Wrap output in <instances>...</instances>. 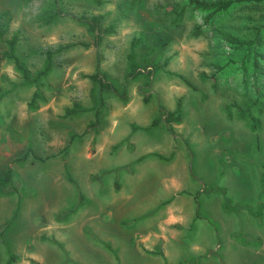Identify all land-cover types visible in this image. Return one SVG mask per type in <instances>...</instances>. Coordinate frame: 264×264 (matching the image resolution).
I'll use <instances>...</instances> for the list:
<instances>
[{
    "label": "rangeland",
    "instance_id": "obj_1",
    "mask_svg": "<svg viewBox=\"0 0 264 264\" xmlns=\"http://www.w3.org/2000/svg\"><path fill=\"white\" fill-rule=\"evenodd\" d=\"M4 10L0 264H264V0Z\"/></svg>",
    "mask_w": 264,
    "mask_h": 264
},
{
    "label": "trees",
    "instance_id": "obj_2",
    "mask_svg": "<svg viewBox=\"0 0 264 264\" xmlns=\"http://www.w3.org/2000/svg\"><path fill=\"white\" fill-rule=\"evenodd\" d=\"M236 1H241V0H216V1H214V2L204 1V0H189V2H190L191 4H193V6H195V7H200V8H202V9L208 10V12L206 13L205 20H209V19H211L212 16H213V14H214L215 12H217L218 10H224V9H227L228 6H229L231 3L236 2ZM245 1H250V0H245ZM251 1H256V0H251ZM207 18H208V19H207ZM9 20H10V15H9V13H8L7 10H4V11L0 12V35L3 34V31H4V29H5V26L8 24V21H9ZM2 26H3V27H2ZM110 28H111V27H107L106 30H108V29H110ZM197 28H198V27H197ZM17 39H18V37H17V32H14V33L12 34V36L9 37V38L6 40V43H7V46H8V51H6V53H7L8 56H13V50H14V48H15V43H16ZM230 43H231V41H230ZM232 43L238 45L240 42H238V41H232ZM14 59L17 61L16 57H14ZM242 62H243V65L247 66V63H246V62H247L246 57H244V59H243ZM255 64H256V61H255V59H254V60H253V64H252L253 67L251 66V68H252L253 70L255 69V66L257 65V64L255 65ZM49 68H50V63L48 62V63L45 65V67H44L40 72H41V73H46V72L49 70ZM251 68H250V69H251ZM90 77L93 78L94 80L98 81L99 84H100V86H102V87L109 85L108 82H107L106 80H103V79H102V76H101L100 73H99V63L96 64V69H95V71H94L93 73L90 74ZM182 78H183V77H182ZM256 78H257V77H256ZM256 78H254V79L256 80ZM183 79H184V81H185L186 83H188L189 85L194 86V85H192V84L190 83V81H189L188 79H185V78H183ZM255 86H256V88L258 87V82L255 83ZM36 94H37V93L34 92V94H33L32 98H31V101H30V102H32V101L35 99ZM179 105H180V104H179V102H178V104H177L178 107H177L176 110H169V109H163V108L160 109L161 112H162L163 114H165V120L170 121V120H179V119H181V113H180V111L178 112V110L180 109ZM38 158H40V159L42 158V159H43L44 157H42V156H38ZM7 172H8V173H7ZM7 172H6V174H5L4 176H1V177H0V183L5 182L6 179L8 178V174H9L10 170L8 169ZM70 179H71V178H70ZM81 201H82V196H80V201H79V202H81ZM74 209H75V206L69 208L68 211L71 212V211H74ZM9 262H10V260H8L5 264H9Z\"/></svg>",
    "mask_w": 264,
    "mask_h": 264
}]
</instances>
